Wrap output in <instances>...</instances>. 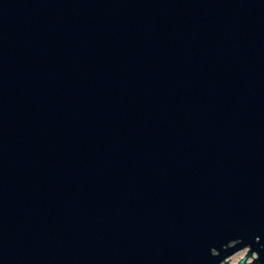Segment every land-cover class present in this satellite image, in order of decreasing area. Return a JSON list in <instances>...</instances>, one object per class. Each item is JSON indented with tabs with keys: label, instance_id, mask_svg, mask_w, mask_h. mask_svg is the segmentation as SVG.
Instances as JSON below:
<instances>
[{
	"label": "water",
	"instance_id": "1",
	"mask_svg": "<svg viewBox=\"0 0 264 264\" xmlns=\"http://www.w3.org/2000/svg\"><path fill=\"white\" fill-rule=\"evenodd\" d=\"M243 250L264 264V0H0V264Z\"/></svg>",
	"mask_w": 264,
	"mask_h": 264
},
{
	"label": "rangeland",
	"instance_id": "2",
	"mask_svg": "<svg viewBox=\"0 0 264 264\" xmlns=\"http://www.w3.org/2000/svg\"><path fill=\"white\" fill-rule=\"evenodd\" d=\"M247 253V250H243V251H240L239 253L233 255L229 261V259L227 260V263L228 264H237L240 259H242ZM257 256L256 254H253L252 257H250L248 260H247V264H250L252 262L253 259H255Z\"/></svg>",
	"mask_w": 264,
	"mask_h": 264
}]
</instances>
